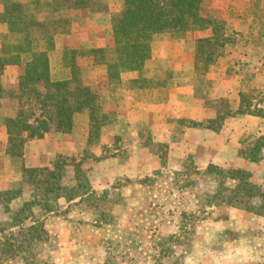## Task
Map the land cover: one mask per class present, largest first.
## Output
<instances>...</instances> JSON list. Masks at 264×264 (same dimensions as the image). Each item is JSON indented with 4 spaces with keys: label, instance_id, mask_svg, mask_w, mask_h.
<instances>
[{
    "label": "rangeland",
    "instance_id": "1",
    "mask_svg": "<svg viewBox=\"0 0 264 264\" xmlns=\"http://www.w3.org/2000/svg\"><path fill=\"white\" fill-rule=\"evenodd\" d=\"M123 9L124 0H0V264H223L227 247L237 255L243 242L258 255L245 264H264V135L244 141L231 163H208L172 154L148 123L126 118L148 94L165 99L172 69L187 66L175 60L192 61L199 76L208 52L212 64L241 47L253 62L229 66L251 73L244 99L264 106V0H204L206 28L153 34L141 74L111 78ZM36 52L53 82L75 74L86 88L64 131L51 122L47 89L32 87ZM38 125L41 135L28 138ZM57 132L52 152L47 142L39 149L49 163L32 167V141Z\"/></svg>",
    "mask_w": 264,
    "mask_h": 264
},
{
    "label": "crops",
    "instance_id": "2",
    "mask_svg": "<svg viewBox=\"0 0 264 264\" xmlns=\"http://www.w3.org/2000/svg\"><path fill=\"white\" fill-rule=\"evenodd\" d=\"M237 51L238 53L224 50L222 55L209 65L207 72L199 76L193 68L192 61L175 60L174 63L177 65L182 62L187 66L172 69L174 84L165 90V99L154 98L152 94H148L149 100L143 98L141 107L129 112L126 118L129 120L131 117L139 116L140 119L137 121H140V127L148 123L152 130V138L168 144L172 154L178 156L185 152L196 154L205 157L208 163L220 160L230 162L240 154L244 141L264 135V115L250 114L255 107L264 106L255 105L244 99L254 90L251 73L232 69L228 63L233 60L253 62V55L245 47ZM252 71L255 72V69ZM51 74L56 73L52 71ZM175 126H179L178 130ZM5 132V128L0 126V134L3 136ZM61 138L63 135L57 132L48 137L46 135V141L45 139L32 141V167L44 165L45 160L47 161L42 152H39V149L42 151V147L46 146L45 142L52 152L54 148L52 142ZM57 144L61 145L60 149L63 150L64 143ZM4 148L2 138L0 149L4 151ZM141 152L144 155L148 154L146 149H142ZM236 250L237 255H234L232 245L227 247V261H223V264H245L248 253L253 255L255 259L253 262L256 263L258 255L255 248H247L243 242L240 246L236 245ZM235 257H240V262L235 261L233 259Z\"/></svg>",
    "mask_w": 264,
    "mask_h": 264
},
{
    "label": "trees",
    "instance_id": "3",
    "mask_svg": "<svg viewBox=\"0 0 264 264\" xmlns=\"http://www.w3.org/2000/svg\"><path fill=\"white\" fill-rule=\"evenodd\" d=\"M204 0H124V9L116 16L113 25V37L115 42L114 55L111 62V78H118L121 72L131 71L141 74L143 62L150 55L151 37L155 33L170 32L175 34L184 33L189 30L206 28L205 19L200 17V9ZM200 44L213 46L209 41H200ZM100 52L104 50L100 49ZM201 57L200 52H196V60ZM212 55L208 52L205 55L206 66L204 73L209 69L212 62ZM28 69L32 70V87L43 85L47 89L46 102L53 108L51 122L56 124L57 130H66L71 126V116L81 104L75 99L80 96L82 91L86 90L79 84V79L74 74L72 81L53 82L48 73V62L46 53H33ZM196 61V70L197 69ZM22 85V83H20ZM74 87L73 89L71 88ZM87 92V91H86ZM90 94V93H88ZM57 95L58 99L52 96ZM91 95V94H90ZM92 99V96H89ZM250 114L256 116L264 115V109L255 107ZM12 119H10V123ZM17 131H20L21 125L17 123ZM40 126L27 127L32 133L28 138L34 137V134L40 136ZM7 133L9 135L7 151H10V144L14 130L6 123ZM24 130V129H22ZM18 147V146H17ZM1 245V243H0Z\"/></svg>",
    "mask_w": 264,
    "mask_h": 264
}]
</instances>
